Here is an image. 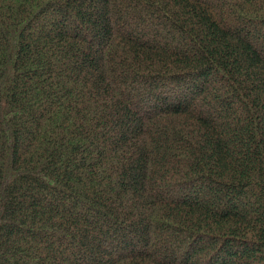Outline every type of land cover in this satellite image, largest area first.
Returning a JSON list of instances; mask_svg holds the SVG:
<instances>
[{
    "label": "trees",
    "instance_id": "16d2710c",
    "mask_svg": "<svg viewBox=\"0 0 264 264\" xmlns=\"http://www.w3.org/2000/svg\"><path fill=\"white\" fill-rule=\"evenodd\" d=\"M0 264H264V0H0Z\"/></svg>",
    "mask_w": 264,
    "mask_h": 264
}]
</instances>
